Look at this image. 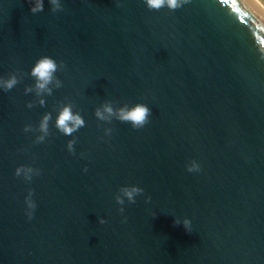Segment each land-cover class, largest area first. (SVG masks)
I'll use <instances>...</instances> for the list:
<instances>
[{
    "label": "water",
    "instance_id": "95a60500",
    "mask_svg": "<svg viewBox=\"0 0 264 264\" xmlns=\"http://www.w3.org/2000/svg\"><path fill=\"white\" fill-rule=\"evenodd\" d=\"M61 4L0 0V77H17L0 89V264H264V17L247 0ZM41 55L60 84L38 94ZM105 102L145 103L149 119H99ZM64 103L85 121L69 135L55 126ZM19 164L40 173L25 181Z\"/></svg>",
    "mask_w": 264,
    "mask_h": 264
},
{
    "label": "clouds",
    "instance_id": "9594fccd",
    "mask_svg": "<svg viewBox=\"0 0 264 264\" xmlns=\"http://www.w3.org/2000/svg\"><path fill=\"white\" fill-rule=\"evenodd\" d=\"M189 0H144L145 5L149 9H161L167 7L170 10H174L176 8L182 7L184 4L188 3ZM256 12L264 17V0H247ZM49 3L53 9H59L62 7L61 0H49ZM30 11L37 12L43 10L44 0H29ZM260 59L264 60V47H259ZM58 67L57 60L50 55H41L39 56L32 68L30 70L31 75L35 77L34 87L37 93L42 92H51L50 85L55 82L58 86L60 81L56 78L55 73ZM17 83V77L15 74H9L7 77H0V89H11ZM30 88H26V91H30ZM40 103H44V98L40 96ZM151 109L147 104L142 102H137L132 105H121L118 108H114L111 102H105L98 106L95 109V115L99 119H110L113 115L116 116L117 119L123 121H129L133 128L142 127L149 119V113ZM51 118V114L45 112L39 121L38 129L39 135L35 137L36 142H40L44 139V137L48 134V122ZM85 123L83 116L77 112L73 111L71 103H64L58 109L55 126L56 128L63 132L66 135H69L76 131L79 127L83 126ZM32 128L31 124H25L24 130L28 131ZM109 131L108 129L105 130ZM74 140L69 139L67 142V148L69 151H73ZM201 167L200 163L192 159L190 162L186 164V168L189 171L199 170ZM40 173V169L38 167H34L31 164H19L15 168V174L17 176L22 177L25 181H31L33 175H38ZM142 189L138 185H122L120 188V194L116 196V200L118 203L122 204L124 198H127L129 201L135 199L136 194L141 192ZM33 189L28 188L26 195L24 196L25 202V213L28 218H31L33 215V210L36 207V202L32 197ZM123 211V208L120 209ZM155 215V213H153ZM126 220V217H124ZM99 221L101 224L105 223L104 217H99ZM179 222V221H174ZM184 227L186 230L189 229L191 221L187 217L183 221Z\"/></svg>",
    "mask_w": 264,
    "mask_h": 264
}]
</instances>
